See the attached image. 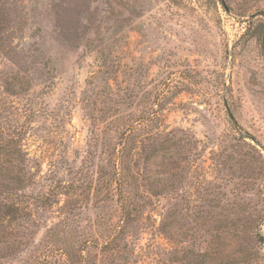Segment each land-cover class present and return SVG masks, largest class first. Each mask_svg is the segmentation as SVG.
<instances>
[{
    "label": "rangeland",
    "instance_id": "1",
    "mask_svg": "<svg viewBox=\"0 0 264 264\" xmlns=\"http://www.w3.org/2000/svg\"><path fill=\"white\" fill-rule=\"evenodd\" d=\"M263 38L264 0H0V264H264Z\"/></svg>",
    "mask_w": 264,
    "mask_h": 264
},
{
    "label": "water",
    "instance_id": "2",
    "mask_svg": "<svg viewBox=\"0 0 264 264\" xmlns=\"http://www.w3.org/2000/svg\"><path fill=\"white\" fill-rule=\"evenodd\" d=\"M263 43H264V38H263ZM223 104H224V108H225V111L227 113V116H228L229 120L231 122H234L233 116H232V114L230 112L229 106H228V104H227L225 99H223Z\"/></svg>",
    "mask_w": 264,
    "mask_h": 264
}]
</instances>
